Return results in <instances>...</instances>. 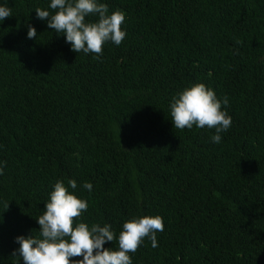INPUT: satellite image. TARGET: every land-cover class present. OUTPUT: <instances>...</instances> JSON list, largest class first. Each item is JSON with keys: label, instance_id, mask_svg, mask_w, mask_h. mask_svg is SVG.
Instances as JSON below:
<instances>
[{"label": "trees", "instance_id": "1", "mask_svg": "<svg viewBox=\"0 0 264 264\" xmlns=\"http://www.w3.org/2000/svg\"><path fill=\"white\" fill-rule=\"evenodd\" d=\"M98 2L125 13L127 35L96 58L37 18L51 0H0V264L39 236L57 181L88 202L82 222L111 225L105 248L127 220L163 218L133 264H264V0ZM197 83L229 100L219 144L171 121Z\"/></svg>", "mask_w": 264, "mask_h": 264}, {"label": "clouds", "instance_id": "2", "mask_svg": "<svg viewBox=\"0 0 264 264\" xmlns=\"http://www.w3.org/2000/svg\"><path fill=\"white\" fill-rule=\"evenodd\" d=\"M50 10L36 8V16L47 21V26L56 33L63 34L71 50L76 53L93 54L96 58L103 55V46L111 41L119 46L127 33L121 26L125 21L123 11L108 14L107 4L98 0H51ZM98 17L93 22L87 17ZM12 17L9 7L0 6V21ZM37 37L35 27L29 25L27 38ZM229 104L225 96L218 99L214 90L203 83H197L182 90L172 98L170 116L175 129L191 130L207 127L215 129L211 137L214 143L222 140L221 133L232 126V118L222 105ZM3 166L0 164V175ZM71 189L77 188V182L68 181ZM83 188L92 191L91 183H84ZM8 207V205H7ZM89 204L69 191L62 181H57L45 209L36 220L39 225V236L15 238L19 248L11 253L20 258L24 264H133L131 254H135L145 238L151 241L152 247H158L157 232L164 231L161 216H143L124 222L118 236V250L105 248L108 242L117 239L110 224L100 226L93 223L91 227L82 222L83 213ZM82 257V259H72Z\"/></svg>", "mask_w": 264, "mask_h": 264}]
</instances>
